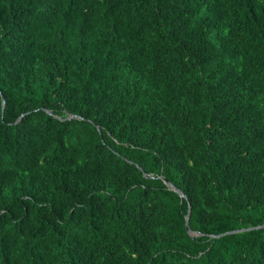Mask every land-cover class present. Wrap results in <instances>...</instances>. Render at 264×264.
<instances>
[{
  "label": "trees",
  "instance_id": "1",
  "mask_svg": "<svg viewBox=\"0 0 264 264\" xmlns=\"http://www.w3.org/2000/svg\"><path fill=\"white\" fill-rule=\"evenodd\" d=\"M262 223L264 0H0V264H264L211 236Z\"/></svg>",
  "mask_w": 264,
  "mask_h": 264
},
{
  "label": "water",
  "instance_id": "2",
  "mask_svg": "<svg viewBox=\"0 0 264 264\" xmlns=\"http://www.w3.org/2000/svg\"><path fill=\"white\" fill-rule=\"evenodd\" d=\"M2 105H4V100L2 99ZM48 113H51L50 111H48ZM69 117H77L76 115H70ZM162 179L164 180V182L166 184H168L171 188H173L180 196L184 197V193L179 190L178 188L174 187L168 180H166L165 178L162 177ZM189 213H190V205H189V208H188V213L186 214L185 216V226H186V229L189 233H191L192 235H194L195 233H193L189 227ZM260 228H264V223L262 224H259V225H255V226H251V227H247V228H241V229H235V230H232V231H227V232H224L222 234H217V235H211L212 237H219L221 235H224V234H228V233H233V232H238V231H247V230H253V229H260Z\"/></svg>",
  "mask_w": 264,
  "mask_h": 264
}]
</instances>
